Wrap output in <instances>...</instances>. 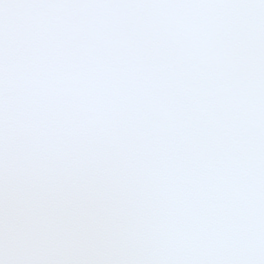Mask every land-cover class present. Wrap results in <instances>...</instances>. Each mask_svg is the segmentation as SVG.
I'll use <instances>...</instances> for the list:
<instances>
[{"label":"snow or ice","instance_id":"snow-or-ice-1","mask_svg":"<svg viewBox=\"0 0 264 264\" xmlns=\"http://www.w3.org/2000/svg\"><path fill=\"white\" fill-rule=\"evenodd\" d=\"M0 264H264V0H0Z\"/></svg>","mask_w":264,"mask_h":264}]
</instances>
